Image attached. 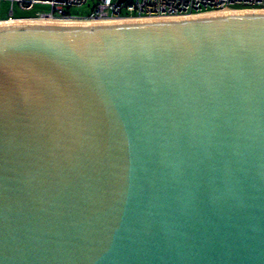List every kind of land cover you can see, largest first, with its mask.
<instances>
[{
	"label": "water",
	"instance_id": "obj_1",
	"mask_svg": "<svg viewBox=\"0 0 264 264\" xmlns=\"http://www.w3.org/2000/svg\"><path fill=\"white\" fill-rule=\"evenodd\" d=\"M0 264H264V9L1 21Z\"/></svg>",
	"mask_w": 264,
	"mask_h": 264
},
{
	"label": "built area",
	"instance_id": "obj_2",
	"mask_svg": "<svg viewBox=\"0 0 264 264\" xmlns=\"http://www.w3.org/2000/svg\"><path fill=\"white\" fill-rule=\"evenodd\" d=\"M2 1V0H0ZM10 3L5 20L20 19L13 17V5L22 9L32 8L35 4L49 6L48 11H40L32 16L36 19L109 21L124 19H146L164 17H183L228 8L264 9V0H4ZM88 4L90 11L86 16L75 15L70 8ZM25 18V17H24Z\"/></svg>",
	"mask_w": 264,
	"mask_h": 264
},
{
	"label": "rangeland",
	"instance_id": "obj_3",
	"mask_svg": "<svg viewBox=\"0 0 264 264\" xmlns=\"http://www.w3.org/2000/svg\"><path fill=\"white\" fill-rule=\"evenodd\" d=\"M10 8V3L8 1H0V18H6L10 16L8 10ZM49 6L44 4H35L32 8L29 9H22L17 4L13 5V17H22V18H30L35 16L37 12L40 11H48ZM90 11L88 4H83L81 6H74L70 8V12L79 15V16H86Z\"/></svg>",
	"mask_w": 264,
	"mask_h": 264
},
{
	"label": "bare ground",
	"instance_id": "obj_4",
	"mask_svg": "<svg viewBox=\"0 0 264 264\" xmlns=\"http://www.w3.org/2000/svg\"><path fill=\"white\" fill-rule=\"evenodd\" d=\"M232 9H228V8H225V9H222V10H220V11H216V12H226V11H231ZM213 13V12H212ZM18 20H37V21H62V20H51V19H47V20H44V19H36V18H32V17H30V18H22V17H20V19H18Z\"/></svg>",
	"mask_w": 264,
	"mask_h": 264
},
{
	"label": "crops",
	"instance_id": "obj_5",
	"mask_svg": "<svg viewBox=\"0 0 264 264\" xmlns=\"http://www.w3.org/2000/svg\"><path fill=\"white\" fill-rule=\"evenodd\" d=\"M0 19H5V18H0Z\"/></svg>",
	"mask_w": 264,
	"mask_h": 264
}]
</instances>
